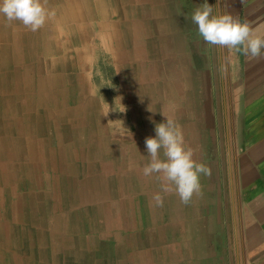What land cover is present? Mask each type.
<instances>
[{"label": "crops", "instance_id": "1", "mask_svg": "<svg viewBox=\"0 0 264 264\" xmlns=\"http://www.w3.org/2000/svg\"><path fill=\"white\" fill-rule=\"evenodd\" d=\"M165 1L47 0L55 15L36 32L0 15V189L27 197L30 212L39 210L30 216L36 224L56 212L64 191L73 229L63 240L72 246L64 248L52 231L29 239L42 246L50 239V248L26 249L21 232L0 240V264H264V54L249 60L222 49L221 75L211 63L205 69L191 14L183 1L172 7ZM224 13L264 35V0H221ZM217 87L235 176L234 263L231 248L216 257L207 247L217 205L204 175L202 196L185 205L167 194L163 206L152 200L159 183L142 175L150 160L145 139L166 117L179 123L194 159L206 164L216 137L208 93ZM46 163L48 170L37 172ZM106 222L114 224V248L100 247L107 231L86 228Z\"/></svg>", "mask_w": 264, "mask_h": 264}, {"label": "clouds", "instance_id": "2", "mask_svg": "<svg viewBox=\"0 0 264 264\" xmlns=\"http://www.w3.org/2000/svg\"><path fill=\"white\" fill-rule=\"evenodd\" d=\"M0 15L9 23L19 22L36 32L55 12L47 7V0H0ZM191 19L198 34L211 46L242 53L249 60L264 54V35L231 14H213V6L207 0L195 9ZM155 133L145 139L150 160L142 168L145 178H154L160 185L152 200L163 206L164 196L175 193L187 205L194 196H202L200 179L202 175L210 176L211 169L194 159V150L186 146L182 127L174 119L166 117V122L156 125Z\"/></svg>", "mask_w": 264, "mask_h": 264}, {"label": "rangeland", "instance_id": "3", "mask_svg": "<svg viewBox=\"0 0 264 264\" xmlns=\"http://www.w3.org/2000/svg\"><path fill=\"white\" fill-rule=\"evenodd\" d=\"M181 1H183V10L189 12L191 14H189L190 16L193 14L191 10L195 11L197 7L201 6L205 2V0H191L192 4H184V0ZM207 2L213 6V14H216L217 11L221 14V0H207ZM163 3H165L167 7L176 6L173 4H176L175 0L165 1ZM183 18H188V16H184ZM185 29L187 30L188 28ZM200 43H202L201 47L204 46L202 54L206 60L204 63L206 69L211 63L215 67V73L221 75L222 57H220L218 53L222 54V49H219L217 46H213V48H209L211 53L208 54V44L203 40L202 37H200ZM209 57L211 58L208 59ZM220 83L222 84L221 76ZM208 95L210 120L213 116L216 137L214 145L212 147H210V145L208 146L210 149L208 151V157L204 162L211 169V175L205 177L214 187L213 196L217 206L212 209V213L210 214L216 219V227L213 233L214 239L208 242V246H206L215 250L216 257L219 256L218 252L223 254L227 250V253H229L228 249L231 248V261L234 263V246L236 243L235 237H237L236 235L238 231V224L234 221L233 213L234 204H236L234 197L235 176L230 175L228 171L229 164L226 158L227 145L225 142V133L223 127V96L221 87H217L215 89L214 95H211L210 93H208ZM226 99L228 98L226 97ZM201 202L202 206L205 205V201Z\"/></svg>", "mask_w": 264, "mask_h": 264}, {"label": "bare ground", "instance_id": "4", "mask_svg": "<svg viewBox=\"0 0 264 264\" xmlns=\"http://www.w3.org/2000/svg\"><path fill=\"white\" fill-rule=\"evenodd\" d=\"M172 12V11H171ZM166 16V15H164ZM156 17V16H155ZM159 19V18H158ZM169 19V18H168ZM118 20V19H117ZM161 20V19H160ZM159 21V20H158ZM189 21V20H188ZM192 21V20H191ZM90 23V22H89ZM169 23H170V19H169ZM163 27V26H162ZM161 28V27H160ZM172 28V27H171ZM183 30V29H182ZM175 35V34H174ZM181 35V34H179ZM184 36V35H183ZM185 37V36H184ZM167 39V38H166ZM166 41V40H165ZM163 42V41H162ZM168 42V41H167ZM196 42V41H195ZM104 43V42H103ZM106 43V42H105ZM103 45V44H102ZM111 47V45H110ZM180 47V46H179ZM54 48V47H53ZM87 49V48H86ZM109 49V48H108ZM107 49V50H108ZM167 49V48H166ZM198 49V48H197ZM89 50V48H88ZM168 51V50H167ZM174 51V50H173ZM184 51V49H183ZM54 52V51H53ZM182 52V51H181ZM63 53V52H62ZM113 53V52H111ZM52 55V54H51ZM180 55V54H179ZM59 57V56H58ZM57 59V58H56ZM187 60V59H186ZM58 62V61H57ZM180 63V62H179ZM41 64V63H40ZM60 65V64H59ZM63 65V64H62ZM41 67V66H40ZM189 67V66H188ZM61 68V67H60ZM64 69V68H63ZM206 69V68H205ZM60 70V69H59ZM70 70V68H69ZM37 71V70H36ZM168 71V70H165ZM44 72V71H43ZM76 72V71H75ZM187 72V71H186ZM37 73V72H36ZM81 73V72H80ZM77 74V73H76ZM188 74V73H187ZM54 75V73H53ZM67 77V76H66ZM85 79V78H84ZM56 80V79H55ZM86 81V80H85ZM70 83V82H69ZM90 84V83H89ZM72 85V84H71ZM87 85V82H86ZM54 86H56L54 84ZM79 88V87H78ZM32 89V88H31ZM51 89V88H50ZM55 89V88H54ZM77 90V89H76ZM200 90V89H199ZM56 91V90H55ZM200 93V92H199ZM202 93V92H201ZM31 94V93H30ZM65 94V93H64ZM186 94V93H185ZM49 96V94H48ZM201 96V95H200ZM29 98V97H28ZM87 98V97H86ZM85 98V100H86ZM201 98V97H200ZM49 100V99H48ZM53 100V99H52ZM204 100V99H203ZM54 103V102H53ZM200 104V103H199ZM51 105V104H50ZM14 106H16L14 104ZM28 106V104H27ZM59 106V105H58ZM9 107V105H8ZM53 108V106H52ZM59 108V107H56ZM82 108V107H81ZM200 108V107H199ZM55 109V108H54ZM78 109V108H77ZM82 110V109H81ZM80 110V111H81ZM63 111V110H62ZM82 112V111H81ZM80 112V113H81ZM94 112V111H93ZM79 113V112H78ZM85 113V112H84ZM105 113V112H104ZM70 114V113H69ZM101 115V114H100ZM107 115V114H106ZM105 115V116H106ZM109 115V114H108ZM111 115V114H110ZM109 115V116H110ZM18 118V117H17ZM84 118V117H83ZM86 118V117H85ZM98 118V115H97ZM114 118V117H113ZM112 118V119H113ZM75 120V119H74ZM81 120V119H80ZM105 120V118H104ZM107 120V119H106ZM71 121V119H70ZM66 122V121H65ZM87 122V121H86ZM105 122V121H104ZM80 124V123H79ZM74 125V124H73ZM76 125V124H75ZM103 125V124H102ZM70 126V124H69ZM72 126V125H71ZM112 126V125H111ZM114 126V125H113ZM77 127V126H76ZM89 129V128H88ZM68 130V129H67ZM69 136V135H68ZM7 140V139H6ZM38 140V139H37ZM36 144V142H35ZM30 145V144H29ZM107 145V144H106ZM38 146V145H37ZM7 147V146H6ZM32 147V150H34L33 145L31 144L30 148ZM12 148V147H11ZM67 149V148H66ZM48 151V154H53V152L49 151L48 148L46 149ZM87 150V149H86ZM72 155H74V152L71 151ZM103 153V152H102ZM106 154V153H105ZM29 156V155H28ZM53 156V155H52ZM23 157V156H22ZM74 157V156H73ZM29 159V158H28ZM37 161L38 158H37ZM110 162V161H109ZM39 163H37L38 165ZM87 164V163H86ZM47 163L42 165V166H38L37 167V172L38 170H48L47 169ZM51 168H53L51 166ZM102 168V167H101ZM8 169V168H7ZM54 170L57 171V168H53ZM87 169V168H86ZM110 169V168H109ZM63 170V168H62ZM113 170V169H112ZM1 172V171H0ZM61 172V170L59 171ZM65 175V174H64ZM41 176V175H40ZM101 177V176H100ZM51 178V177H50ZM12 179V178H11ZM67 179V178H66ZM82 179V178H80ZM79 179V180H80ZM49 180V179H48ZM46 181V179H38V183L40 185L44 184ZM56 181V180H55ZM80 182V181H79ZM65 183V180H64ZM72 184V183H71ZM65 185V184H64ZM74 187V186H73ZM47 188V185L45 186V189ZM61 188V187H60ZM100 188V187H99ZM75 189V188H74ZM51 190V186L49 188L46 189V192H48V194L50 193L49 191ZM61 190V189H60ZM76 190V189H75ZM74 190V191H75ZM29 191V190H28ZM56 191V190H55ZM66 191V190H65ZM81 191V190H80ZM73 192V190L71 191V193ZM76 192V191H75ZM81 193V192H80ZM43 194V192H42ZM91 194V193H90ZM36 195V194H35ZM85 195V194H84ZM41 196V194L39 195V197ZM43 196V195H42ZM41 196V197H42ZM58 199L55 203L54 206V210L56 212H48L49 213V220H45L42 223L38 222L37 224L32 222L30 216H35L36 214L39 215V210L37 209V212L35 213H31L30 209H28L27 205H29L26 201H27V197H24L23 194L19 193L18 191H16L14 189V187L7 189V190H1L0 189V240L1 241H8V237L14 235L17 232H21V234L23 236H25L26 241L25 244L23 245V247L27 248H37V249H41L43 247L46 248H50L53 247L51 244L50 239L48 240V243H46L44 246L39 245V244H32L29 243V239L31 238H48L50 235L48 234L49 232L52 231L53 235L55 234L57 237L61 238L60 243H61V247H69L72 246L69 244V241L65 240V234L66 233H72L71 231L73 230L71 228V223H70V214L67 211V207L66 205L69 202L68 196L67 194L62 191L59 192L57 194ZM82 196V195H81ZM175 196V195H174ZM75 197V196H74ZM72 198V197H71ZM171 199V198H170ZM33 200V199H32ZM44 200V199H43ZM49 200V199H48ZM52 200V199H51ZM172 201V200H170ZM71 202V201H70ZM83 202V201H82ZM36 203V202H35ZM78 203V202H77ZM75 204V203H74ZM72 205V204H71ZM88 205V204H86ZM85 205V206H86ZM90 205V204H89ZM101 205V204H100ZM76 206V205H75ZM46 208V207H45ZM71 208V207H70ZM28 209V210H27ZM82 209V208H81ZM118 210V209H117ZM85 212V210H84ZM80 213V212H79ZM88 213V211H87ZM119 213V212H118ZM89 214V213H88ZM120 214V213H119ZM102 215V214H101ZM114 216V215H113ZM121 216V215H119ZM34 218V217H33ZM87 218V217H86ZM136 218V217H135ZM35 219V218H34ZM115 219V218H114ZM115 221V220H114ZM125 222V221H124ZM85 224V223H84ZM89 224V223H88ZM114 226V224H110V223H105L104 225L102 223L98 224V223H92L89 225H86V228L90 231L94 230V231H98L99 229H102V231H107V237L106 240H104L100 247L103 248H114V235H112V230L111 228ZM79 227V226H78ZM133 227V225H132ZM114 228V227H113ZM109 230V231H108ZM76 231V230H74ZM89 231V232H90ZM127 231V230H126ZM79 233V232H78ZM81 233V232H80ZM82 235V234H81ZM20 236V235H19ZM103 236V234H102ZM92 237V236H90ZM96 237V236H95ZM58 238V239H59ZM21 239V238H20ZM73 239V238H72ZM79 240V239H78ZM98 240V239H97ZM21 241V240H20ZM74 241V239H73ZM72 241V242H73ZM96 241V240H95ZM91 242V241H90ZM9 243V242H8ZM74 243V242H73ZM84 243V241L81 243V245ZM55 245V244H54ZM75 245V243L73 244ZM88 245V244H87ZM92 245V244H91ZM64 246V247H63ZM96 246V245H95ZM58 246L56 245V248ZM76 247V246H75ZM22 248V247H21ZM77 248V247H76ZM84 248V247H83ZM10 249V247H9ZM70 249V248H69ZM3 250V249H2ZM80 250V249H79ZM9 252V251H7ZM50 252V251H49ZM19 264V263H18Z\"/></svg>", "mask_w": 264, "mask_h": 264}]
</instances>
